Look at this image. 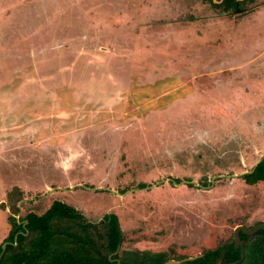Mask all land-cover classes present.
I'll return each instance as SVG.
<instances>
[{
  "label": "rangeland",
  "instance_id": "obj_1",
  "mask_svg": "<svg viewBox=\"0 0 264 264\" xmlns=\"http://www.w3.org/2000/svg\"><path fill=\"white\" fill-rule=\"evenodd\" d=\"M218 2L0 0V243L55 200L174 260L264 223V0Z\"/></svg>",
  "mask_w": 264,
  "mask_h": 264
},
{
  "label": "trees",
  "instance_id": "obj_2",
  "mask_svg": "<svg viewBox=\"0 0 264 264\" xmlns=\"http://www.w3.org/2000/svg\"><path fill=\"white\" fill-rule=\"evenodd\" d=\"M217 1L214 5L225 12L243 10V0ZM241 177L248 184L264 182V155ZM10 221L9 231L0 243V264H162L169 258L166 251L117 253L123 233L116 214H104L92 223L74 206L60 200L53 201L41 214L30 211L20 221ZM239 237L244 254L240 261L241 249L235 248L231 240L204 249L182 264H264V228L253 234L240 231Z\"/></svg>",
  "mask_w": 264,
  "mask_h": 264
},
{
  "label": "water",
  "instance_id": "obj_3",
  "mask_svg": "<svg viewBox=\"0 0 264 264\" xmlns=\"http://www.w3.org/2000/svg\"><path fill=\"white\" fill-rule=\"evenodd\" d=\"M214 1H217V0H214ZM261 228H264V223L257 224V225H255L253 227H247V226H244V225H238L237 227H235L234 234H233L234 246H235V248L240 247V249H241L239 261L243 258V255H244L243 254L242 242H241L240 237H239L240 231H242V232H244L246 234H253L257 230H259ZM4 248H5V244H3V249ZM193 258H195V257L194 256L193 257H185V258H182V259H179V260L168 259V260L164 261L162 264H182L184 261L191 260ZM236 262L237 261H231V262H227L225 264H235Z\"/></svg>",
  "mask_w": 264,
  "mask_h": 264
},
{
  "label": "crops",
  "instance_id": "obj_4",
  "mask_svg": "<svg viewBox=\"0 0 264 264\" xmlns=\"http://www.w3.org/2000/svg\"><path fill=\"white\" fill-rule=\"evenodd\" d=\"M8 231H9V229H8ZM8 233V232H7ZM4 234V233H3ZM5 235H6V233H5ZM5 235H4V237H5Z\"/></svg>",
  "mask_w": 264,
  "mask_h": 264
}]
</instances>
